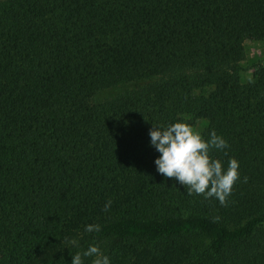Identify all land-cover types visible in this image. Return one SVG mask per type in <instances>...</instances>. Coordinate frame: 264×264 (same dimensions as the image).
Here are the masks:
<instances>
[{"label":"trees","instance_id":"trees-1","mask_svg":"<svg viewBox=\"0 0 264 264\" xmlns=\"http://www.w3.org/2000/svg\"><path fill=\"white\" fill-rule=\"evenodd\" d=\"M250 39L264 0H0V264H71L92 244L112 264H264V60L248 80L238 66ZM198 120L228 143L210 155L239 161L224 205L154 163V125Z\"/></svg>","mask_w":264,"mask_h":264},{"label":"clouds","instance_id":"clouds-1","mask_svg":"<svg viewBox=\"0 0 264 264\" xmlns=\"http://www.w3.org/2000/svg\"><path fill=\"white\" fill-rule=\"evenodd\" d=\"M150 143L160 155L154 161L157 171L166 177L175 178L187 188L189 195H204L217 198L222 205L231 194L235 182L240 178L239 161L231 158L226 169L220 159H214L212 149L228 148L227 141L215 130L205 139L199 131L186 122L177 121L167 125H154L149 131ZM112 201L104 205L108 211ZM85 232H99V224H87ZM69 243L79 247L76 239ZM85 257H91V264H112L99 245H89L83 251L72 255L71 264H85Z\"/></svg>","mask_w":264,"mask_h":264},{"label":"rangeland","instance_id":"rangeland-1","mask_svg":"<svg viewBox=\"0 0 264 264\" xmlns=\"http://www.w3.org/2000/svg\"><path fill=\"white\" fill-rule=\"evenodd\" d=\"M264 60V39H250L248 41H246L245 43V58L238 63V66L243 67L242 70H240V74L242 76V78L244 80H248L249 78L252 77V73L255 69V67H252L251 65H253L255 62L258 61H263ZM119 89H114V90H105V91H101L98 94L99 98H104V97H108L113 95L114 93H116ZM205 122H203L202 120H198L196 123V126L194 127V130L196 131H200L203 126H204ZM102 246H104L102 244ZM6 246L5 244H2L0 242V262L1 261H5L6 257V250H5ZM102 251L104 253H109V251L107 250H103ZM91 264V261L90 263Z\"/></svg>","mask_w":264,"mask_h":264}]
</instances>
